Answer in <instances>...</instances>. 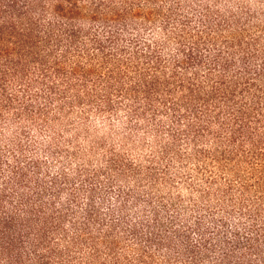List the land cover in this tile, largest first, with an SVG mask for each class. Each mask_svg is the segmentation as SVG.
I'll list each match as a JSON object with an SVG mask.
<instances>
[{
	"label": "trees",
	"instance_id": "trees-1",
	"mask_svg": "<svg viewBox=\"0 0 264 264\" xmlns=\"http://www.w3.org/2000/svg\"><path fill=\"white\" fill-rule=\"evenodd\" d=\"M0 264H264V0H0Z\"/></svg>",
	"mask_w": 264,
	"mask_h": 264
}]
</instances>
